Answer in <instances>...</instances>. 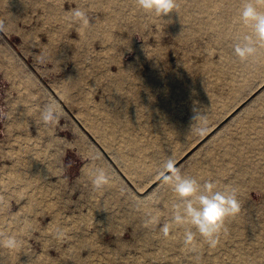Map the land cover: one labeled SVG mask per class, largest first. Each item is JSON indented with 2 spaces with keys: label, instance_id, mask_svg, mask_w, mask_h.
Listing matches in <instances>:
<instances>
[{
  "label": "rangeland",
  "instance_id": "obj_1",
  "mask_svg": "<svg viewBox=\"0 0 264 264\" xmlns=\"http://www.w3.org/2000/svg\"><path fill=\"white\" fill-rule=\"evenodd\" d=\"M247 2L177 0L162 20L136 0L112 6L114 19L105 0H0V241L20 245L0 264H264V56L234 52L257 39ZM48 103L56 125L41 119ZM114 143L116 165L99 148ZM84 145L99 156L88 167ZM168 160L179 178L237 190L243 221L228 218L214 247L198 233L185 242ZM96 166L111 178L100 191ZM29 197L41 204L27 209Z\"/></svg>",
  "mask_w": 264,
  "mask_h": 264
},
{
  "label": "clouds",
  "instance_id": "obj_2",
  "mask_svg": "<svg viewBox=\"0 0 264 264\" xmlns=\"http://www.w3.org/2000/svg\"><path fill=\"white\" fill-rule=\"evenodd\" d=\"M136 5L138 9L145 13H154L162 20L170 12H176L178 8L177 0H136ZM74 15L87 25L88 19L85 12L76 10ZM241 15L245 20L254 22L252 27L257 39L246 41L243 44H234V52L242 63H256L261 56H264V51L258 47V43L264 42V12L258 11L249 0ZM2 28L3 23L0 22V29ZM61 118L62 110L57 109L51 103L45 104L41 109V119L46 125H56ZM165 167L167 177L172 178L174 174L177 175V183L173 186V191L184 202L181 209L183 215L177 214L175 219L180 224L188 223L192 226L186 230L185 242H193L198 233L210 246L214 247L225 227L226 220L235 217L240 212L241 205L237 198V190L231 187L218 190L214 182L207 181L202 184L194 177L179 178L180 169L172 160H168ZM88 176L96 191L102 190L111 179L108 171L100 166L92 168ZM201 188H203V194L198 195ZM0 245L9 249H17L20 246L17 237L11 235L6 240L0 241ZM192 249L195 250L194 247Z\"/></svg>",
  "mask_w": 264,
  "mask_h": 264
},
{
  "label": "bare ground",
  "instance_id": "obj_3",
  "mask_svg": "<svg viewBox=\"0 0 264 264\" xmlns=\"http://www.w3.org/2000/svg\"><path fill=\"white\" fill-rule=\"evenodd\" d=\"M122 1L123 0H105V2H107L106 3V5H105V12L107 13V17L108 18H110V19H114V17L116 16V12L114 11V9L112 8V6L113 7H117V4H120V3H122ZM14 4V3H13ZM16 6V5H15ZM99 8H103V6H101V5H99L98 6ZM84 39V38H83ZM76 46V45H75ZM103 56V55H102ZM108 58H110V56H107V59ZM99 60V59H98ZM102 60H104V59H102ZM118 71H119V69H118ZM59 87V86H58ZM57 87V88H58ZM53 90V89H52ZM260 90V89H259ZM258 90V91H259ZM257 91V92H258ZM53 92L55 93V91L53 90ZM260 95L261 94H257L253 99H252V101L253 100H255V99H257V98H259L260 97ZM252 98V97H251ZM250 98V99H251ZM239 110V109H238ZM237 110V111H238ZM216 130V129H215ZM214 132V131H213ZM212 132V133H213ZM203 142V141H202ZM198 144H200V143H198ZM17 160V159H16ZM19 161V160H18ZM16 163H17V161L16 162H14L13 164L14 165H16ZM41 167V166H40ZM40 172V168L39 169H36V170H34V172H33V174L35 175V176H38V174L36 173V172ZM16 175V174H15ZM36 188L38 187L37 185L35 186ZM32 196H34L35 195V193L34 192H31L30 193ZM41 194H42V192H41ZM38 201H39V199L37 198V197H33V198H31V197H29L28 198V200H27V202H26V204H25V206L27 207V209H30V208H34V205L35 204H41V203H38ZM47 205H49V206H51V204H47ZM24 206V207H25ZM233 219H234V221H238V222H240V221H243V218H242V216L241 217H238V216H235V217H232ZM230 219V218H229ZM55 220H57L56 219V217H55ZM30 221V220H29ZM24 225V224H23ZM55 227H59V224H58V221L56 222V224L54 225ZM13 230H15V229H13ZM7 232V231H6ZM262 236H264V234H261ZM6 236H8V235H6ZM7 238H4V239H2V240H6ZM0 249L1 250H3L4 251V249H5V247H3L2 245H0ZM13 250V249H12ZM15 250H18V248L17 249H15ZM260 249L259 248H257L256 249V251H259ZM255 251V252H256ZM246 253V252H245ZM257 254H260L259 252H257V253H255L254 255L256 256ZM253 257V256H252ZM249 258V256H246V255H243V256H241V259H243V261H244V263H242V264H246V263H249L248 262V259ZM256 259L253 257V262L255 261ZM2 261H4L5 263H3V264H11L12 262V259H11V257H7V256H4V258H2Z\"/></svg>",
  "mask_w": 264,
  "mask_h": 264
},
{
  "label": "crops",
  "instance_id": "obj_4",
  "mask_svg": "<svg viewBox=\"0 0 264 264\" xmlns=\"http://www.w3.org/2000/svg\"><path fill=\"white\" fill-rule=\"evenodd\" d=\"M131 115L130 116H132L133 117V115H134V109L131 111V113H130ZM144 123V122H143ZM150 124V123H149ZM135 129H138V127H136ZM128 135V134H127ZM143 137V136H142ZM141 137V138H142ZM123 138L121 137V140H122ZM85 146V148H84V150H83V148H79V153H80V155H84V157H88V159L86 160V164L84 165V167H88V164L89 163H91V162H94V159H98L99 160V156H98V154H97V152H95V151H93L92 149H89V151H87V146L88 145H84ZM118 146H119V143H114L113 144V147H111L109 150L106 148V146H102V145H99V148H100V150H101V152L102 153H105L108 157H110V159L113 161V163H115V165L117 164V162H116V160H114V159H112V156L110 155L111 153L115 156V158L116 159H118L119 158V151H118ZM84 151V152H83ZM93 157H95V158H93ZM85 171V170H84ZM81 177L83 176V167H82V171H81Z\"/></svg>",
  "mask_w": 264,
  "mask_h": 264
},
{
  "label": "water",
  "instance_id": "obj_5",
  "mask_svg": "<svg viewBox=\"0 0 264 264\" xmlns=\"http://www.w3.org/2000/svg\"><path fill=\"white\" fill-rule=\"evenodd\" d=\"M262 87H264V82L254 91V93L256 91H258L259 89H261ZM252 97V95H249L245 100H243L239 105H237L235 108H233L217 125H215L210 131L211 133L213 131H215V129H217L220 126V123L226 121L227 119H229L243 104H245L250 98ZM208 137L203 136L202 138H200L198 140V143L206 140Z\"/></svg>",
  "mask_w": 264,
  "mask_h": 264
}]
</instances>
